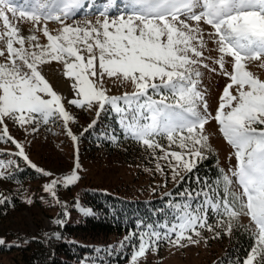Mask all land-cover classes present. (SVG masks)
<instances>
[{
    "label": "snow or ice",
    "instance_id": "snow-or-ice-1",
    "mask_svg": "<svg viewBox=\"0 0 264 264\" xmlns=\"http://www.w3.org/2000/svg\"><path fill=\"white\" fill-rule=\"evenodd\" d=\"M104 2L103 10L92 13L95 22L85 19L81 25L67 21L77 13L84 15V0H21L27 10H18L13 0H0V43L4 45L0 48L4 58L0 62V142L10 141L18 149L15 155L42 172L9 134L7 121L20 128L32 126L35 132L41 123L61 119L67 135L76 141L68 127L74 117L41 71V66L52 61L62 63L65 77L73 80L77 98L69 101L71 105L88 110L98 106L97 117L106 109L117 113L127 137L164 153L160 159L169 161L173 179L178 169L191 172L198 161L206 159L205 152L211 148L205 126L215 120L234 149L232 177L241 191H233V179L225 175L219 200L204 193L203 204L195 208L189 203L173 205L172 221L159 225L163 232L149 225V231L140 234L131 264H137L161 240L177 247L185 240L196 243L193 236L201 235L198 229L212 230L209 207L228 234L240 215L250 218L255 243L243 264H264V80L247 70L249 62L264 61V0H121L123 10L115 16L109 11L110 0ZM8 13L13 20L30 22L33 34L21 35ZM52 21L61 25L55 35L48 27ZM205 25L211 31L206 33ZM36 31H42L45 45L37 42ZM209 41L214 48H209ZM206 52L218 54L213 63L230 80L214 116L199 88L200 68L216 71L205 63L212 59ZM105 77L130 82L135 91L109 96L103 86ZM158 138L180 151H166ZM11 164L0 161V179L8 178ZM78 180L73 172L64 177L63 184ZM57 184L52 180L45 188L53 198ZM5 202L6 198L0 199V204Z\"/></svg>",
    "mask_w": 264,
    "mask_h": 264
},
{
    "label": "rangeland",
    "instance_id": "rangeland-1",
    "mask_svg": "<svg viewBox=\"0 0 264 264\" xmlns=\"http://www.w3.org/2000/svg\"><path fill=\"white\" fill-rule=\"evenodd\" d=\"M13 1L20 2L21 0ZM110 3L109 11L113 16L118 11L123 10L121 0H110ZM20 5L27 10L26 5ZM104 7V0H84V7L81 9L84 15L77 13L76 17L67 22L73 23L75 21L83 25V21L89 19L94 23L97 17L92 13L101 11ZM8 15L10 20H13L12 14L8 13ZM100 18L103 19V17ZM13 22L21 30V35L27 37L33 34L29 31L32 27L30 22L26 20H13ZM48 27L50 32L55 35L61 25L52 21L49 22ZM203 27L206 33L211 31L208 26ZM2 31V22H0V32ZM34 34L38 37L37 42L39 44L45 45L47 43L42 31H36ZM205 39H208L207 35ZM208 46L209 48L215 47L211 41H209ZM3 47L4 45L0 43V48ZM217 55L216 52L205 53V56L212 57V59L205 60V63H208L209 68H215V72L200 68L202 79L199 88L203 92L208 103V110L213 116L219 106L223 89L230 82L229 78L221 73L219 66L213 63V59L217 58ZM0 62H4L3 57H0ZM262 63L264 61H251L247 65V70L264 80ZM226 68L231 71L230 64L226 65ZM41 71L53 90L62 96L65 109L74 117V122H70L68 127L77 139L73 141L67 135L61 119L50 121L47 125L41 123L35 132L32 131V126L20 128L14 125L12 121H7L9 134L23 145L30 163L40 168L42 172H37L21 157L15 155L18 149L10 141L0 142V161H4L6 164L9 161L12 162L11 167L6 170L8 178L0 179V199L6 198V202L0 204V239L4 240L3 245L18 243L22 238H35L41 232L53 233L54 237L57 236L63 225L57 221L62 220L64 223L68 220H79L83 210L76 200V196L82 188L116 192L127 198L141 200L170 195L183 176L188 173L186 170L178 169L179 175L173 179L169 161L160 159L164 153L159 149H148L141 144L131 148L120 146L113 150L94 148L85 140L83 135L86 128L93 124V121L99 122L97 129L103 127L102 116L104 112H101L97 117L98 106H93L91 110H88L77 108L69 103L70 100L77 97L72 88L73 80L65 77L62 63L52 61L44 64L41 66ZM103 86L109 96L115 97H121L125 93L132 94L135 91L130 82L122 83L116 78L105 77ZM97 129L94 128L93 132H96ZM205 134L209 137L211 148V151L205 152V156L210 154L216 156L220 176L214 181L203 183V187L197 189L195 194H179L181 199L186 200L176 204L189 203L195 208L197 205L203 204L204 193L219 200L224 192L222 181L225 175L233 179L232 190L237 193L241 191L235 183V177H232V171L236 166L234 149L219 132V125L215 120H210L205 126ZM113 140H115L114 137ZM158 142L166 151H180L175 145L169 147L164 138H158ZM171 163L175 164V161ZM157 165H159V169ZM73 172L79 176V180L72 185L64 186V177ZM43 173H50V175ZM52 180L58 181L55 198L45 191L46 186ZM175 211L173 207L172 218L161 224L170 223ZM220 219L209 207L208 226L212 230L198 229L201 235L199 237L193 236V239L197 241L196 243H189L185 240L182 241V247H177L167 240H161L158 242V246H153L144 257L139 258L137 264H213L217 262L224 253L230 235L225 231L224 226L219 225ZM234 224L245 227L250 233L253 230L250 218L245 215H240L237 220H234L232 227ZM159 225L153 228L163 232L164 229L159 228ZM146 231H149V227L137 235L136 245L133 247L129 258L114 264H131L130 257L139 245V236ZM128 239L127 236L120 237L118 243L124 245ZM111 240L113 241L114 238ZM16 257L17 255L14 253L2 254L0 255V264H16V260H14Z\"/></svg>",
    "mask_w": 264,
    "mask_h": 264
},
{
    "label": "trees",
    "instance_id": "trees-1",
    "mask_svg": "<svg viewBox=\"0 0 264 264\" xmlns=\"http://www.w3.org/2000/svg\"><path fill=\"white\" fill-rule=\"evenodd\" d=\"M103 112V127L97 129L99 122L95 121L84 132L88 143L104 150L140 145L124 134L117 113L111 109ZM94 128L96 132H93ZM219 176L217 158L210 154L183 176L170 195L141 200L127 198L116 192L82 188L76 196L83 210L79 220L64 222L55 237L53 233L41 232L35 238H22L15 244L0 245V255L16 254V264L121 263L129 258L140 232L149 225L156 227L172 218V206L186 200L181 199L179 194H195L197 189L203 187V183ZM124 236L129 239L121 245L118 238ZM228 238L222 257L213 264H242L255 243L251 233L238 224H234Z\"/></svg>",
    "mask_w": 264,
    "mask_h": 264
}]
</instances>
